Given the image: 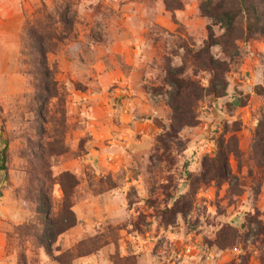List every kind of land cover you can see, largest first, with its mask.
I'll list each match as a JSON object with an SVG mask.
<instances>
[{"label":"rangeland","instance_id":"obj_1","mask_svg":"<svg viewBox=\"0 0 264 264\" xmlns=\"http://www.w3.org/2000/svg\"><path fill=\"white\" fill-rule=\"evenodd\" d=\"M164 1L0 0L7 264L54 263L71 250L91 254L79 264H264L263 0H176L175 10ZM65 8L67 29L59 23ZM33 31L50 49L59 90L45 123L23 64ZM211 39L219 43L211 54L228 69L222 98L210 94L211 74L186 60ZM179 69L196 85L184 100L192 124L173 111L167 74ZM43 177L52 217L62 215L64 184L77 219L52 256L42 248L45 223L35 203ZM228 228L237 239L223 248L219 236ZM95 249L104 251L93 261Z\"/></svg>","mask_w":264,"mask_h":264},{"label":"trees","instance_id":"obj_2","mask_svg":"<svg viewBox=\"0 0 264 264\" xmlns=\"http://www.w3.org/2000/svg\"><path fill=\"white\" fill-rule=\"evenodd\" d=\"M215 0H208L209 6H212ZM165 5L169 10L179 9L180 5L176 0H165ZM245 0H241V6ZM264 4V0L262 1ZM67 8L63 9L60 13V21L59 23L67 29L70 25L66 21V14ZM227 16L232 14L231 12H225ZM253 14V12H252ZM259 16V15H257ZM47 20L53 21L51 15H47ZM233 20V17H230ZM53 23V22H52ZM53 25V24H51ZM30 36L33 40V43L30 46L31 53L25 54L27 59L23 62V64L28 67L27 75L31 77L33 81V88L36 93V100L38 102V109L39 110L38 117L44 123L46 122L45 115L47 111H45L46 105L50 103L51 100L58 98L59 90L57 86V82L55 80L56 73L50 68L48 63V54L50 53V49L47 48L45 38L43 35L38 34L37 32L33 31L30 32ZM61 38V35H59ZM63 38V37H62ZM215 42V44H211ZM232 38H222L220 40V44L225 48L228 49L232 46ZM218 39L207 42V48L201 50L200 52L196 53H187L186 60L191 61L192 67L197 71L208 72L212 76L211 80V90L210 94L215 96L216 98H222L227 91L228 84L225 79V75L228 72L227 65L223 62L216 61L214 56L211 54L210 49L213 46H217ZM23 54V55H24ZM185 70H176L175 72H171L167 74V78L169 82L176 88V94L173 96V111L176 114V117L187 124H192L195 120L194 111L188 109L184 100L189 98V94H187L190 90H195L196 85L193 81L189 78L185 77ZM222 88L220 89V85ZM259 95H264V90L260 88L257 91ZM43 133V132H42ZM44 134V133H43ZM50 144L48 145V149H50ZM8 147L4 146L3 149H0V173L7 172L8 163H9V155H8ZM46 169V168H44ZM43 170V169H42ZM43 181H39L40 185L38 184V190L36 191L37 198L35 199V203L37 205V215L44 221L45 223V230L44 235L42 236V248L46 250V252L51 255L52 247L54 243L57 241V238L66 234L72 228L77 226V219L74 215L72 210V205L69 203V199L71 194L69 190L66 188L64 184H62V190L65 194V202L63 206L62 215L59 217H52L53 205L51 202V197L49 196V190L47 191V187L44 184L47 178H42ZM77 182L74 180V184ZM77 185V184H76ZM2 198V194L0 193V199ZM177 214L183 215V209H180V204L175 205ZM260 232V235L264 236V228ZM224 234L219 236V244L223 248H228L234 244L237 239V232L231 228L228 230H224ZM98 251V249L93 250V253ZM69 255V261H64V257ZM86 255H77L71 250L63 255L53 258L59 264H71V262L78 258L84 257ZM27 264V262H24Z\"/></svg>","mask_w":264,"mask_h":264},{"label":"crops","instance_id":"obj_3","mask_svg":"<svg viewBox=\"0 0 264 264\" xmlns=\"http://www.w3.org/2000/svg\"><path fill=\"white\" fill-rule=\"evenodd\" d=\"M15 16H16V22L15 23H19V24H21V22L23 21V18L21 17V14H15ZM19 30L20 29H18L17 28V30H16V32H15V35L17 34V38L19 37ZM75 230V229H74ZM72 231H73V229L72 230H70L69 231V233L66 235V236H69V234H71L72 233ZM64 238V237H63ZM62 238V239H63ZM78 242V241H77ZM75 244V243H74ZM73 244V245H74ZM5 246H6V240H5V237H4V234H3V232H1L0 233V264H7V258L5 257L6 255H5ZM110 247V246H109ZM108 248V247H107ZM103 251L104 250H99V251H96L95 253H93V261H96V260H98L99 259V256H101L102 254H103ZM99 253V254H98ZM88 256V257H87ZM86 257L87 258H89V259H91L90 257H92L91 256V254L90 255H87ZM86 257L84 256V257H78V258H76V259H74L72 262H71V264H79V262L81 261V260H83V259H86ZM110 259H111V257H110ZM108 263H109V261H108ZM10 264H12V263H10ZM49 264H59V263H57V262H54V263H52L51 261H49ZM150 264V263H149Z\"/></svg>","mask_w":264,"mask_h":264}]
</instances>
